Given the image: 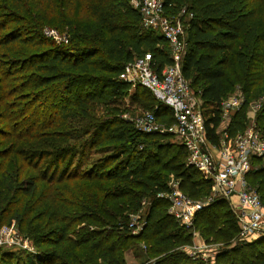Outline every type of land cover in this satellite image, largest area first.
I'll use <instances>...</instances> for the list:
<instances>
[{
    "label": "trees",
    "instance_id": "1",
    "mask_svg": "<svg viewBox=\"0 0 264 264\" xmlns=\"http://www.w3.org/2000/svg\"><path fill=\"white\" fill-rule=\"evenodd\" d=\"M74 1L0 0V227L14 223L36 252L0 249V264H126L128 252L139 264H205L186 253L192 233L158 195L174 181L204 203L210 181L170 134L138 131L123 117L128 98L140 114L174 124L147 89L119 79L144 54L157 72L170 65L167 42L142 27L132 0H91L83 17ZM163 1L172 16L185 10L180 67L202 101L208 141L218 143L220 102L232 90L244 103L227 120L228 134L245 130L248 106L259 102L254 128L264 135V24L254 6L264 0ZM95 150L104 156L75 166ZM247 182L262 198L264 169ZM141 210L142 229L133 233ZM194 221L219 246L213 264H264V238L239 239L226 200L206 203Z\"/></svg>",
    "mask_w": 264,
    "mask_h": 264
},
{
    "label": "built area",
    "instance_id": "2",
    "mask_svg": "<svg viewBox=\"0 0 264 264\" xmlns=\"http://www.w3.org/2000/svg\"><path fill=\"white\" fill-rule=\"evenodd\" d=\"M132 5L141 16L142 27L159 31L167 42L171 64L157 72L153 69L150 55L144 54L127 63L119 79L147 89L158 102L170 108L175 122L167 127L158 123L149 112L138 114L135 118L123 117L138 131L170 134L186 150L187 163L210 181L214 196L228 202L236 218L239 239L264 238V201L247 182L253 161L264 158V135L254 126L232 136L227 132V120L244 103L241 92L236 90V96L220 102L221 136L216 145L210 143L205 135L202 101L192 91L180 67L187 50L183 39L184 24L180 19L185 10L172 16L166 12L163 0H132ZM44 35L56 42L65 41L53 29L44 30ZM225 123L226 126H223ZM168 187L170 191L158 197L167 200L168 214L184 227L191 226L195 214L212 201L211 198L204 203L190 200L178 190L174 181H170ZM10 226L0 227V249L35 254L31 242ZM139 230L136 226L133 233ZM203 249H207L204 243L184 247L192 260L206 262L209 257Z\"/></svg>",
    "mask_w": 264,
    "mask_h": 264
},
{
    "label": "rangeland",
    "instance_id": "3",
    "mask_svg": "<svg viewBox=\"0 0 264 264\" xmlns=\"http://www.w3.org/2000/svg\"><path fill=\"white\" fill-rule=\"evenodd\" d=\"M90 1L91 0H75L74 1V11H75V13L78 14L79 16L83 17L84 16V10L86 9L87 4ZM244 4L245 3H243V5ZM130 5L133 6L132 5V1L130 2ZM254 6L256 7V9H255L256 17L260 20L261 23L264 24V1L263 2L262 1L261 2H256L254 4ZM78 10H81V11L77 12ZM237 94H238V92L232 90V91H230V92H228L226 94V96H225V98L223 100L229 99V98H231L233 96H236ZM259 104H260L259 102H256V103H253V104L248 106V117H247V120H246L245 129H250V128H252L254 126V116H255L256 110L258 109L257 107H259ZM124 105H125V109L129 111L128 113L124 114V116H126V118H135L136 116H138V114H140L139 111H137L135 109V107L130 108V104L128 102V98H125ZM223 126H226V123L223 124ZM222 129H223V127H222ZM218 135L221 136V130H220ZM101 156H104L102 151H99V150L90 151V152L86 151L84 157L83 156H77V159L75 160V166H76L77 162H83L85 164L83 166V169H85V168L89 167L90 164H94L97 161V159L100 158ZM78 160H80V161H78ZM263 166H264V158L259 160V161L253 162L251 170L259 169V168H262ZM248 180H249V178H248ZM261 196H262L263 201H264V191H261ZM209 198H211L212 200L218 199V198H216L214 196V189L213 188L210 189L209 196L206 197L204 199V201H206ZM143 212H144V210H141L138 213V215H136L135 217L131 218V221L136 226H139V229H140V226L142 225ZM195 222L196 221H194V219H193L191 226H189V227H184L183 226V227H184V229L186 231L192 233V237L194 238V241H195L194 244L195 245H200V244L204 243L207 246V249H203V252L209 257L207 259V261L205 262V264H213L214 260H212V259H213L214 255L218 252L219 246H216V245L214 246V245L207 244L205 239H204V236L201 234V232L199 230L200 229L199 226H198L197 229L195 228ZM10 225L12 226L14 231L18 232L14 223H11ZM5 226H7V225H5ZM140 230L137 231V232H140ZM14 251H16V250H14ZM186 253H187V251H186ZM125 260H126V264H139V261L137 259L133 258V256L129 252L125 255ZM98 264H101V262L98 263Z\"/></svg>",
    "mask_w": 264,
    "mask_h": 264
},
{
    "label": "crops",
    "instance_id": "4",
    "mask_svg": "<svg viewBox=\"0 0 264 264\" xmlns=\"http://www.w3.org/2000/svg\"><path fill=\"white\" fill-rule=\"evenodd\" d=\"M194 242H195V241H194V238H193V244H194Z\"/></svg>",
    "mask_w": 264,
    "mask_h": 264
}]
</instances>
